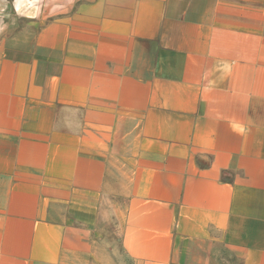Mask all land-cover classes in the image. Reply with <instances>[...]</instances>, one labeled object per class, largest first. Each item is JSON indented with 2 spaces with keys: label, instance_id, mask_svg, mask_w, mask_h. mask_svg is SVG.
I'll use <instances>...</instances> for the list:
<instances>
[{
  "label": "crops",
  "instance_id": "1",
  "mask_svg": "<svg viewBox=\"0 0 264 264\" xmlns=\"http://www.w3.org/2000/svg\"><path fill=\"white\" fill-rule=\"evenodd\" d=\"M0 264H264V0H0Z\"/></svg>",
  "mask_w": 264,
  "mask_h": 264
}]
</instances>
